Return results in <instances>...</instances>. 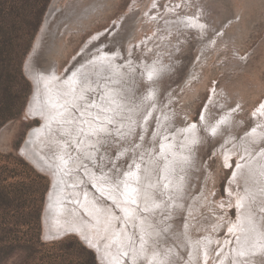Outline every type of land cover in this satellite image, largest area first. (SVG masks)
Masks as SVG:
<instances>
[{
    "label": "rangeland",
    "instance_id": "1",
    "mask_svg": "<svg viewBox=\"0 0 264 264\" xmlns=\"http://www.w3.org/2000/svg\"><path fill=\"white\" fill-rule=\"evenodd\" d=\"M25 1L17 16L22 24L0 54L8 69L1 88L15 96L17 106V116L0 128V189L9 199L3 223L13 228L12 240L26 242L39 222V238L48 244L25 264L83 263L68 246L57 244L65 239L95 252L78 231H67L57 241L42 239L43 232L54 237L45 234L43 220L52 179L23 152L31 132L41 134L32 155L68 178V201L79 206V216L69 224L91 222L90 231H100L92 222L94 213L87 211L94 206L105 216L109 211L118 229L127 231L120 264H148L135 256L143 241L140 218L158 230L146 251L163 255L167 250L164 264H221L224 243L231 246L233 240L229 225L239 215L228 190H244L234 182L241 158L233 155L227 163L222 151L228 138L242 143L255 128L264 129L254 115L264 102V0ZM39 37L41 45L31 56ZM103 55L113 62L96 65L87 79L82 76L80 94H56L69 88L89 58ZM20 64L26 82L14 79ZM27 64L30 71L47 74L44 86L56 69L61 85L36 90ZM154 65L161 66L150 71ZM226 114L233 116L221 122ZM194 122L196 142L165 175L168 159L159 157L163 144L171 146L177 135L183 144V132ZM251 143L255 153L261 152L264 138ZM138 169L137 190L144 189L151 204H161L155 213L121 187L135 180ZM103 187L118 197L105 194ZM56 202H50L49 217ZM127 202L134 210L126 221ZM253 207L264 227V202ZM206 238L213 243L205 262L201 247L192 256L190 239L202 243ZM22 256L16 249L3 264H20ZM233 260L230 256L226 264ZM244 263L264 264V253Z\"/></svg>",
    "mask_w": 264,
    "mask_h": 264
},
{
    "label": "bare ground",
    "instance_id": "2",
    "mask_svg": "<svg viewBox=\"0 0 264 264\" xmlns=\"http://www.w3.org/2000/svg\"><path fill=\"white\" fill-rule=\"evenodd\" d=\"M46 25L47 23L45 24V26ZM93 39H95V37ZM40 45L41 40L39 37L31 56H33ZM111 62H113L112 58L108 57L106 59V56L104 55L89 58L88 61L84 63L82 70H80L79 73H75V75L71 77V80H73V82L71 83L69 88L63 92L59 89H56V94L67 93L68 96L73 95L76 92H79L80 94L79 85L82 82V79L89 78V75L93 72V69L96 65L102 67ZM160 66L161 65H154L153 67H151L150 71L159 70ZM26 71L35 82L36 90H41L43 88L47 89L51 83L52 86L53 84L56 86L61 85L56 81V69L50 75V78L48 80L49 83L45 86L43 85V81L47 75L45 72L35 70L30 71L28 64ZM101 104H103V108L101 110L104 113V102H102ZM262 105H264V102L254 112L256 118H259L258 120L261 119L259 121L260 125L264 123V108L261 107ZM51 107L54 109L57 108L58 103H55ZM52 111L53 110L48 109V114H50ZM232 116L230 114H226L222 118L221 122H225L229 118L231 119ZM44 118H46V116H44ZM198 128L199 126L194 122L190 128L184 130L183 138L185 137V139L183 140V144H181V142L179 141L180 137L178 135L175 138V141L173 143H170L171 146L163 144L164 150L161 154H159V157L161 159L167 157L168 159L167 164L169 167L167 166L162 169L165 175H171L172 171L177 166V163L182 160V157H186V149L188 148V145L194 144L196 142V132ZM253 133L254 134L247 136L245 141H243L242 143H238V140L236 141L234 137L228 138L226 141V145L229 144V146H225L222 151L227 158V163L230 162L229 159L233 155L241 158V163L235 170L234 182L237 185L242 183L244 186V190L237 193H234L232 191V188L230 187L228 190L231 194L235 195V204L237 205L236 207L239 211V215L237 222H232L229 225L228 231L230 237H232L233 240L230 241L231 246L228 245L229 241H225V247L222 249L224 250L225 255L224 258L221 259V264H226V261L227 259L229 260L230 256L234 258L233 264H245L244 260L256 261L258 260V257L264 253V227H260V224H262L263 222L259 214L254 211L253 207L256 201L264 202V147L262 148L263 150L261 149V152L257 150L255 153V146L253 145V143H251L255 142L256 144H259V142L264 138V129H261L260 127L255 128ZM39 135L41 134L36 132H31L29 134L28 139L23 147V152L25 156L37 168L42 170L52 179V187L50 193L48 194L46 206L47 209L44 213L43 219L45 226L44 229L46 232L45 234L48 236L52 234L54 237L62 238L65 236V234H67V231H78L81 234L83 241L93 247L102 263L120 264L121 260L124 257L121 246V238L123 236L130 237L129 234L125 230L118 229L115 221H113V215L109 211H107L109 214L105 216L102 213H99L94 206H88L87 211L94 213L92 222L94 224L98 223L101 226L100 231L96 229L91 232V222H88L89 226H86L87 223L86 225H82V223H80V225L78 223L69 224L70 222H75L76 217L79 216V206L75 202L68 201L69 193L66 182L68 178L59 173L58 170L56 171L43 165L38 161L36 157L32 155L33 147H36V144L40 143V141H37ZM177 145H179V148L181 150L177 149ZM156 160L158 159L156 158ZM139 175L140 170H135V180L131 184L123 182L121 187L124 189V191H127L129 193L128 196L133 198V200H135L139 204H142L149 212L155 213L157 212L156 209H158L161 204H151L146 191L144 189L139 191L137 190L138 185H140L141 183L139 180ZM102 189L105 194L110 195L111 197H118L119 195V193H116L114 190H111L109 188L103 187ZM57 198L59 199V201L56 202ZM51 200L56 203H54L55 206L51 211V214L53 212V215L49 217V207ZM68 203H71V205ZM117 203H120V201H117ZM123 209V216L127 221V218L131 216V212L133 213L134 205L130 202H127L123 206ZM235 209L236 208L234 207L233 210ZM191 212L194 213L193 210H191L190 213ZM190 219L191 217L189 218V220ZM149 225V221L140 218L139 229L143 238V241L141 243L143 247L141 246L138 251H136L135 256L136 258L138 257L148 259V264H164L168 259L167 250L163 253V255L146 251L148 250V246L152 243V241H150V236H154L156 238L158 237V230L154 227L150 228ZM54 229L55 231L52 232ZM100 237L104 238V242L99 241ZM212 239L217 240L218 238L213 236ZM212 239H203L202 243L200 241L202 245H200V243H196L195 240L190 239L193 247L192 256H194L201 247V253L206 262L210 253V245L213 243ZM234 244L235 246L233 247ZM229 264H231V261H229Z\"/></svg>",
    "mask_w": 264,
    "mask_h": 264
},
{
    "label": "trees",
    "instance_id": "3",
    "mask_svg": "<svg viewBox=\"0 0 264 264\" xmlns=\"http://www.w3.org/2000/svg\"><path fill=\"white\" fill-rule=\"evenodd\" d=\"M20 1V2H19ZM25 0H0V54L2 49L5 48V40L9 36L17 31V25L22 24L19 16L20 11L23 10V7L19 8V5H25ZM5 63H2L0 59V128L4 126L8 121L17 116L15 109L17 108L14 99V95H9L8 92L2 90V79H5L7 76ZM10 75V74H9ZM14 79H20L21 82H26V80L21 75V64L19 72L16 73ZM16 106V107H15ZM41 179H44L38 176ZM9 203L5 192L0 189V264L3 262L16 250L20 249L23 251V256L21 258L20 264H25L30 260V257L34 255L36 250L40 247H46L48 244L41 242L39 238V222L38 229L36 230L34 236L32 235L26 242L14 241L12 240L13 228L9 225L3 223L5 222L6 208ZM14 241V242H12ZM28 242V243H27ZM53 245L60 244L63 247L68 246L67 248L76 254L79 258H82L83 263L80 264H99L96 258V255L93 251L87 249L81 245L77 240L65 239L52 243Z\"/></svg>",
    "mask_w": 264,
    "mask_h": 264
},
{
    "label": "water",
    "instance_id": "4",
    "mask_svg": "<svg viewBox=\"0 0 264 264\" xmlns=\"http://www.w3.org/2000/svg\"><path fill=\"white\" fill-rule=\"evenodd\" d=\"M25 73H26V71H25ZM26 75H27V73H26ZM27 77L29 78L28 75H27ZM29 79H30V78H29ZM30 81H31V79H30ZM31 82H32V81H31ZM32 84H33V83H32ZM42 239H43L44 241H57V240H60L61 238H57V237L45 238V237H44V232H43ZM94 253H95V252H94ZM95 255H96V258H97V260H98V263H99V264H102V262H101L99 256H97V253H95Z\"/></svg>",
    "mask_w": 264,
    "mask_h": 264
},
{
    "label": "snow or ice",
    "instance_id": "5",
    "mask_svg": "<svg viewBox=\"0 0 264 264\" xmlns=\"http://www.w3.org/2000/svg\"><path fill=\"white\" fill-rule=\"evenodd\" d=\"M261 107L264 108V105H262Z\"/></svg>",
    "mask_w": 264,
    "mask_h": 264
}]
</instances>
